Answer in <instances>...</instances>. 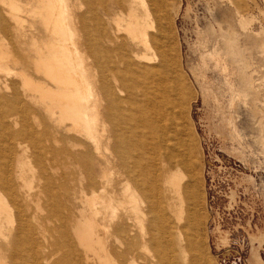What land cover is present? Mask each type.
<instances>
[{
  "label": "bare ground",
  "instance_id": "1",
  "mask_svg": "<svg viewBox=\"0 0 264 264\" xmlns=\"http://www.w3.org/2000/svg\"><path fill=\"white\" fill-rule=\"evenodd\" d=\"M2 2L0 264H91L96 256L100 264H201L196 161L178 136L185 90L173 80L167 0ZM220 33L221 44L202 42L201 59L226 75L236 48ZM243 96L231 87L232 105ZM84 147L92 151H77ZM95 157L104 164L98 174Z\"/></svg>",
  "mask_w": 264,
  "mask_h": 264
},
{
  "label": "rangeland",
  "instance_id": "2",
  "mask_svg": "<svg viewBox=\"0 0 264 264\" xmlns=\"http://www.w3.org/2000/svg\"><path fill=\"white\" fill-rule=\"evenodd\" d=\"M25 1L20 3L25 6ZM234 1L236 9L230 0H167L166 15L162 18L165 34L168 39L171 37L169 48L177 57L172 65L173 80H177L174 82L179 89L185 90L178 136L186 142L196 161L194 190L201 264H264V0ZM130 2L127 0L126 4ZM0 3V16L4 17L7 4L2 0ZM109 7L111 18L118 9L114 3ZM138 13L142 14L139 8ZM220 28L232 37L236 48V53L226 61L233 66L226 64L228 75L212 66L210 59L207 65H202L206 51L202 42L207 37L208 44H221ZM232 86L245 96L233 105ZM120 97L123 98V92ZM166 127L171 129L168 136L173 140L174 125L168 123ZM107 128L109 131L108 124ZM162 132L160 128L158 140H164ZM103 140L107 144L113 141ZM66 142L62 138L59 147L66 146ZM64 149V153L73 154L70 162L73 163L74 153L68 147ZM85 150L92 151L90 147L77 149ZM99 159H91L93 174L104 171ZM110 159L113 160L112 156ZM64 161L70 164L68 159ZM187 174L183 172V187L190 179ZM122 179L114 176L118 192ZM179 205L177 201L176 206ZM186 206L184 202V209ZM49 224L46 227L50 230ZM110 238V246L118 248L119 242L114 236ZM120 241L123 250V237ZM139 244L137 241L138 250ZM142 252L138 254L143 260L147 257ZM117 253L118 249L112 253L113 257L121 260ZM91 264H100L97 256Z\"/></svg>",
  "mask_w": 264,
  "mask_h": 264
}]
</instances>
